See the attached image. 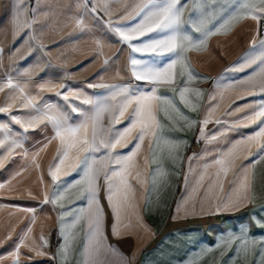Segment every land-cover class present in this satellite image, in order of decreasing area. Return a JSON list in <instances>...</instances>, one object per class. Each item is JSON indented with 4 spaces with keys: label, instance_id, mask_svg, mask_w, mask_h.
Masks as SVG:
<instances>
[{
    "label": "crops",
    "instance_id": "crops-1",
    "mask_svg": "<svg viewBox=\"0 0 264 264\" xmlns=\"http://www.w3.org/2000/svg\"><path fill=\"white\" fill-rule=\"evenodd\" d=\"M104 2L108 4L115 19L123 15L126 9L132 10L139 0ZM241 2L242 0H181L182 5H187L184 19L188 20L191 16L193 20L199 21L203 18L208 30L215 34L208 38L205 49L186 54L195 79L185 85V78L178 76L174 85L159 87L158 94L172 98L183 113L180 116L170 107L168 115L164 111L158 112V119L163 126L159 134L163 139L179 144L174 153L176 159L169 156L163 140L153 152L149 150V138H145L136 158L138 170L142 172L141 179L145 183L141 185L129 178L135 189L132 203L136 207L123 209L118 221L109 208L103 176L99 180L98 196L104 209L103 232L107 237L106 243L123 253L129 264H264L259 243L247 255H237L240 242L237 240L231 245L224 242L230 235L239 236L242 226H250V240H264V229L256 227L253 222L254 218L264 220V158H261L264 157V152L248 159H244L245 153L236 159V167L224 180V191L220 193L223 197L231 191L230 182L242 164L251 169L253 175L254 195L249 203L217 214V202L210 198L216 189L209 197L205 196V188L215 180L217 167L214 166V161L227 153L236 142L254 135L259 125L246 126V118L253 112L249 106L264 102V95L247 94L241 88L225 92L223 99H220L216 90L218 81L224 84L234 83L243 79L249 71H229L241 62V57L249 50L258 28L257 22L252 19L226 23L237 12ZM93 4L94 0H90L88 7L91 8ZM24 7L27 9V19L34 20L35 23L30 29H24L13 37L11 21L16 10L15 0H0V85H5L9 78L13 83L28 84L25 94L37 96L38 105L56 104L64 111H70L71 104L83 110H89L90 106L82 103L83 96L68 104L54 92L83 93L84 96L94 98L103 94L104 90L90 88L88 85L117 82L130 84L134 90L151 89L152 86L147 82L136 81L131 76L128 69L129 48L122 46L106 28L104 22L109 17L103 11H99L95 17L85 13L83 0H25ZM77 18H83L85 29L81 30L75 24ZM217 29L220 31L217 32ZM184 30L194 39L201 38V34L195 32L190 25H186ZM32 36L35 39H31ZM260 38H264L261 33L257 36V39ZM97 40L103 44V55L97 54ZM137 56L152 58L140 57V54ZM105 59L109 61L107 65L104 63ZM158 59L163 64L168 62L169 57ZM26 69H32L31 80L22 75ZM48 82L65 87H56L54 92L40 91L36 87ZM184 86L202 92L199 99L194 92L185 94L186 99L196 105L195 110L180 101L179 89ZM10 94V90L4 87L0 92V106H6V97ZM14 94L19 95L18 92ZM209 95L217 96V100L209 103ZM240 96L243 98H239ZM16 103L19 105L20 100ZM210 108L216 110L210 117V122L202 125L200 122ZM12 114L24 117L36 115L33 110L19 107L13 108ZM80 119L82 117L72 114L71 122L75 123ZM216 120H220V123L217 124ZM8 121L9 116L0 113V122ZM190 121L196 123L190 124ZM128 123L124 120L117 127L122 129ZM10 126L13 132L22 131L18 125ZM201 127H204L203 136L200 133ZM44 133L49 135L37 138L38 134ZM23 135L22 147L15 149L4 160V166L0 167V184L5 185L0 189V257L4 258L3 264H12V253L19 244L20 237L31 227L30 239L25 243L35 247L33 240L36 245L41 244L40 236L43 235L47 245L40 250L45 255H37L35 251H29V247H21V264H60L58 257L53 258L64 243L60 235H55L56 230L60 232V208L58 205L43 203L44 192L50 194L53 190L48 168L57 154L59 142L52 140L49 143L54 132L50 125L45 124L30 128ZM213 136L217 139L212 140ZM132 146L118 151L127 154ZM251 150L256 151L255 145ZM5 151L6 149L0 150V156ZM158 166L166 175L160 176L157 173ZM153 175H156L155 184L152 183ZM202 175L204 187L198 184ZM62 179L73 182L79 176L73 173ZM8 191L5 195L9 196L4 197V193ZM77 195V190L72 189L64 201L66 207H87V201L77 199ZM69 198L75 203L69 205ZM6 200H9L10 205H4ZM178 205L181 206L179 211ZM25 209L34 210V224L31 223L32 213L24 211ZM7 211H10L9 220L4 218V212ZM70 221V217H65L66 224ZM114 223L119 236L113 235ZM86 231L85 221H81L72 230L76 240L68 264H77L78 260L83 264L80 252L86 242ZM98 261H103V264H122L120 257L103 250Z\"/></svg>",
    "mask_w": 264,
    "mask_h": 264
},
{
    "label": "snow or ice",
    "instance_id": "snow-or-ice-1",
    "mask_svg": "<svg viewBox=\"0 0 264 264\" xmlns=\"http://www.w3.org/2000/svg\"><path fill=\"white\" fill-rule=\"evenodd\" d=\"M89 2L90 0H83L85 13L95 17L98 16L99 11H103L109 17L104 22L106 28L111 31V34L122 46L126 45L129 48L128 69L131 76L136 81L147 82L152 86L151 89L149 91L134 90L130 84L123 82L90 84L88 85L90 88L104 90L103 94L91 98L84 96L83 93L54 92L56 87L64 88V85L57 86L48 82L36 86L40 91L47 90L54 92L57 96H62L68 104H71L73 99L80 100L83 96L82 103L90 106L89 110H83L75 104H71L70 111H64L56 104L38 105L36 103L37 96L25 94L28 84L13 83L12 79L9 78L5 85H0V92L4 90V87H7L12 93L6 97V106H0V113L9 116L8 122H0V136H2L0 138V150L6 149L4 155L0 156V167L4 166V160L8 159L15 149L22 147L21 140L24 138V133L41 124L50 125L54 135L49 143L52 140H57L59 146L53 163L48 168L53 190L50 194L47 191L44 192L43 203L59 206V235L64 240L53 258L58 257L60 264H68L76 240V235L73 234L72 230L81 221H85L87 224L86 242L80 252L83 264H103V261H98L101 250L120 257L122 264H129L128 258L123 253H120L115 246L106 243L107 237L103 232L104 209L99 203L98 196L99 180L103 176L107 186L108 205L112 210L114 219L118 221L123 209L136 207L132 203L135 189L129 178L135 179L141 185L145 183L141 179L142 172L138 170L139 165L136 161L145 138H149V150L153 152L163 140V145L167 148L169 156L176 159L174 153L179 144L163 139L159 134L163 126L158 119V112L164 111L168 115V108L170 107L180 116H183V113L173 103L172 98L158 94L159 87L161 85H174L178 76L185 78V85L195 79V74L186 54L190 51L198 52L205 49L208 38L215 33L208 30L203 18L196 21L190 16L188 20H185L184 11L187 5H182L181 0H139L132 10L126 9L123 15L115 19L104 0H94L91 8L88 7ZM24 4L25 0H15L16 10L11 21L13 37L24 29H30L35 23L34 20L27 19V9H25ZM244 19H252L257 22V33L251 41L249 50L241 57V62H238L229 71H249L243 79L234 83L224 84L218 81L216 90L220 99H223L225 92H231L236 88L243 89L247 94L264 95V38L257 39L261 31L259 25L264 22V0H242L237 12L226 23L239 22ZM75 24L81 30L86 28L83 18L75 19ZM186 25H190L195 32L200 33L201 38L194 39L184 30ZM216 31L219 32L220 29ZM31 39H35V36H32ZM95 43L97 54L103 55L102 42L97 40ZM41 46L43 47V45ZM137 54H140V57L149 56L152 58H139ZM164 56L169 57V60L161 64L158 58ZM104 63L107 65L109 61L105 59ZM22 75L31 80L32 69H26ZM190 91L194 92L198 99L202 95L201 90L189 89L184 86L179 89L180 101L186 107L190 106L195 110L196 105L186 99L185 94ZM16 92L19 95L14 94ZM173 93H175V89H173ZM239 98H243V96ZM18 99L20 100L19 105L16 103ZM208 100L209 103H212L217 100V96L209 95ZM16 107L33 110L36 115L30 114L27 117L14 115L12 109ZM249 107L253 109V112L246 118L248 121L246 126L258 124V130L254 135L236 142L227 153L214 161V166L217 167L215 180L205 188L206 198L213 193L214 188L216 189L215 194L211 195L210 198L217 202L215 204L217 214L249 203L254 195L252 171L241 164L240 170L230 182L231 191L223 197L220 196V193L224 191V180L229 172L236 167V159L245 153L244 159H248L257 153L264 152V102ZM215 110V108H210L200 123L207 125ZM72 114H76L82 119L73 123L71 122ZM105 118H107V124H105ZM184 119L187 120V117ZM124 120L129 122L127 126L122 129L118 128L117 126L122 124ZM189 123L194 124L196 121ZM216 123L219 124L220 120H216ZM12 124L20 126L22 131L13 132L10 126ZM200 133L201 136L204 135V127L200 128ZM211 139L215 140L217 137L213 136ZM129 145L133 146L127 154L118 151V149L128 148ZM253 145H255V152L251 150ZM147 162V157H145V164ZM37 167H39L38 164ZM133 171H135V176H133ZM73 173L77 174L79 179L73 182L62 179V177L67 178ZM157 173L160 176L166 175L159 166ZM40 179L43 182L42 176ZM203 180L204 176L202 175L200 182H198L200 187H204ZM152 183H156V175H153ZM4 187V184H0V189ZM72 189L77 190V199L87 201V207H66L64 201ZM74 203V200L68 199L69 205ZM180 207V205L177 206V211L180 210ZM24 211L32 213L31 223L34 224V210L25 209ZM65 217L71 218L70 223L66 224ZM253 222L256 227L264 229V220L254 218ZM249 228L250 226H242L239 236L230 235L224 242L231 245L238 240L240 243L237 246V255L241 253L247 255L259 243L261 257L264 258V240L259 242L250 240L248 238ZM112 231L114 236H119L115 223ZM31 232L32 228L29 227L20 237L19 244L12 253V264H21L19 259L21 247H29V251H35L37 255H45L40 250L47 245V240L44 239L43 235L40 236L41 244L36 245V241L33 240L35 247H30L25 243L30 239L29 234ZM3 259L0 257V264H3ZM77 264H81V261L78 260Z\"/></svg>",
    "mask_w": 264,
    "mask_h": 264
},
{
    "label": "rangeland",
    "instance_id": "rangeland-1",
    "mask_svg": "<svg viewBox=\"0 0 264 264\" xmlns=\"http://www.w3.org/2000/svg\"><path fill=\"white\" fill-rule=\"evenodd\" d=\"M47 135H49V134H47V133L38 134L37 138L42 139L43 137H46ZM44 155H45V153H43V156ZM6 193H9V191L4 193V197L9 196V195H5ZM3 203H4V205H10L9 200L4 201ZM4 218L7 219V220H9V218H10V211L4 212ZM55 235L57 236V233H55Z\"/></svg>",
    "mask_w": 264,
    "mask_h": 264
},
{
    "label": "built area",
    "instance_id": "built-area-1",
    "mask_svg": "<svg viewBox=\"0 0 264 264\" xmlns=\"http://www.w3.org/2000/svg\"><path fill=\"white\" fill-rule=\"evenodd\" d=\"M260 28H261L260 33H261L262 35H264V22H261V26H260ZM56 233H57V235H59V230H56Z\"/></svg>",
    "mask_w": 264,
    "mask_h": 264
}]
</instances>
